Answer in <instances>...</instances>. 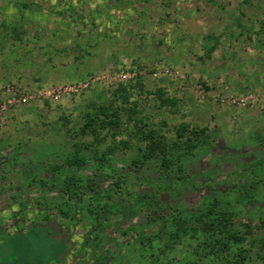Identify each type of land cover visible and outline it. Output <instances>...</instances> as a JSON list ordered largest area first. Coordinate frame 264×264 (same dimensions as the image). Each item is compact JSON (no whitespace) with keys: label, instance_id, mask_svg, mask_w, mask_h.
Segmentation results:
<instances>
[{"label":"rangeland","instance_id":"rangeland-1","mask_svg":"<svg viewBox=\"0 0 264 264\" xmlns=\"http://www.w3.org/2000/svg\"><path fill=\"white\" fill-rule=\"evenodd\" d=\"M159 93L174 104L161 106ZM111 103L121 109L118 129L98 137L78 131L88 106ZM140 119L167 138L181 123L207 128L211 145L189 158L184 173L204 172L220 155L223 173L194 181L201 191L179 186L183 196L172 207L193 208L204 186L233 183L237 190L227 198L237 201L236 225L241 232L252 228L248 243L264 242V184L253 193L243 188L264 182V172L245 175L227 160L241 156L248 163L264 155V0H0V223L32 218L47 203L56 216L53 207L70 201L62 193L67 178L77 181L71 191L82 219L75 240L93 235L99 222H118L122 212L100 215L96 208L135 192L154 170L129 167L143 149ZM104 153L110 166L102 165ZM73 156L83 164H66ZM54 165L59 169L52 171ZM167 214L170 209L162 221ZM151 218L145 210L135 217L111 255H121L122 264H211L203 253L194 255L197 243L188 235L162 253V221ZM58 252L61 246L33 229L0 245L7 264H53ZM246 264L260 262L251 254Z\"/></svg>","mask_w":264,"mask_h":264},{"label":"trees","instance_id":"trees-1","mask_svg":"<svg viewBox=\"0 0 264 264\" xmlns=\"http://www.w3.org/2000/svg\"><path fill=\"white\" fill-rule=\"evenodd\" d=\"M157 96L161 106L174 104L172 101L163 99V95L160 93ZM128 98L129 95H124L123 101L127 102ZM113 106L112 103L106 105L91 104L88 106V110L83 114V126L78 131L83 135L98 137L103 131L109 132L118 129L121 124V109ZM130 110L132 114H136L135 108ZM136 123L141 124L138 128L136 125V128L138 134L141 135L143 149L140 155H136L132 159L129 167L131 168L132 164H134L135 166H144L148 170L150 167L154 168L149 176L145 175L142 183L144 187L152 188L153 192H148L144 189L139 193H130L118 202L114 201L111 204L98 205L96 209L103 210L100 215L110 214L112 211H123V224H125L135 215L140 214V209H143L152 215L151 220L155 222L162 221V213L170 209L172 214H167V217L163 219L159 226L160 240L163 238L166 240L163 244L162 253L165 250H174V245H179L184 237L188 235L190 240L197 243V247L193 251L194 255L200 259V254L203 253L208 260H211V264L221 259L224 260V264H246L251 254L260 264H264V242L253 238L248 243V236L252 234V228L249 225H244L246 230L241 232L238 225H236L238 212L235 208V203L237 201L233 204L227 198L230 192L234 189L237 190L236 188H228L223 193L216 189L219 183L210 187L208 185L209 190L212 189L209 196H204L198 206L186 210L173 209L172 206L163 203L164 198L168 196L170 200L181 196L178 192L179 186L180 188H186L190 184L193 189L200 190L201 183L195 184L194 181L206 177V174L211 171L215 174L223 173L221 163L226 162V160L223 155H220L217 157L220 161L216 162V165H212L207 171H200L190 177L185 175L187 170L185 169L186 166L183 167V165H186L189 158L193 157L197 150L211 145L213 140L208 135V129L181 123L174 128L173 136L167 138L158 127H150L147 123L143 124L141 119ZM120 146L123 150H127L130 144L128 141H121ZM110 149L107 152L113 151L112 148ZM107 156L104 153L101 157L105 160ZM151 160L156 163L151 164ZM227 160L231 164H237L240 171H248L245 172V175L247 173L258 174L260 171L264 172V155L260 159L249 163H243L238 159H234V157H230ZM65 163L80 166L83 164V160L73 156L71 159L66 160ZM102 165H107V161L105 160ZM51 168L52 171H55L59 169V165H54ZM116 179V185L123 183L122 176H118ZM69 181L75 182L74 179H69ZM258 183L264 184L259 178L256 183H253L251 189L246 184L243 186L252 192L256 190ZM157 192L160 193L161 200L155 197ZM261 228H264V219L261 220ZM258 243L259 246L257 247ZM231 254L234 255L233 261L225 259L226 256ZM96 261L100 262L101 256H96ZM184 264H198V261L185 260Z\"/></svg>","mask_w":264,"mask_h":264},{"label":"flooded vegetation","instance_id":"flooded-vegetation-1","mask_svg":"<svg viewBox=\"0 0 264 264\" xmlns=\"http://www.w3.org/2000/svg\"><path fill=\"white\" fill-rule=\"evenodd\" d=\"M233 157L234 159H238L239 161H241L240 159L241 156L240 158L235 157V156ZM219 161H220L219 158H217L215 162L213 163V165H216L215 163ZM221 165L223 166V163H221ZM232 165H235V163ZM122 178L124 177L122 176ZM69 179H74V178H67L62 183L63 184L62 186L64 187V189H62V193L68 195L67 200H70V201H67V202L61 201L60 204L53 207V209H57L59 211L56 216L51 215L50 212L48 211V209L50 208V207H47L49 203H47L45 207H42L43 205L42 206L40 205L44 209L42 210L40 208L41 211L32 213L33 214L32 218L31 217L22 218L21 216H11V219L9 221L0 223V245L3 243V241L7 240L9 236L21 235L22 233L28 232L31 229H33L35 231H38L43 237H47L52 242H55L56 247L61 246V249H63V252L57 253L58 256L60 255V258L53 264H122L123 259L121 255L120 256L111 255V245L112 243L118 244L119 241L122 242L125 240L124 238H126L125 236L128 232V229H129L128 227L131 226L130 225L132 223L131 221L135 217H138L139 214L135 215L129 222H125V224H123L124 213L122 211L121 219L118 222H116L113 225H109V226L106 224L102 225V223L99 222V225L101 227L100 228L98 227L95 230V233L93 235H90L88 233L87 235H84L83 239H80L77 241L74 239L73 235H74V231L77 229L78 222H81L82 219H80L81 212L77 204L74 203L75 200L78 201L79 197L78 195L77 197L74 196L71 191V188L76 185L77 181L74 179L75 182H72V181H69ZM239 184L240 183H238V185ZM234 185L235 184L233 183H229V186H227L226 189L236 188ZM189 186L191 187L190 184ZM252 186H249V188L251 189ZM204 187H205V192H206L204 196H209L212 189L209 190L208 185L207 187L206 186ZM222 188L223 187L219 185L216 186L217 190L225 193L226 189H222ZM240 188L241 187H239V189ZM250 189L249 190L245 189V190L248 192L250 191ZM143 190H144V186L141 184L138 190L132 193H136V192L139 193L140 191H143ZM201 190H202V186L200 187V191ZM234 191L236 190L234 189L232 192ZM151 192H153V189ZM126 196H128V194ZM182 196L183 195L173 200H170L168 196L167 198H164L163 203L166 205L172 206V203L182 198ZM155 197L160 199V194L156 195ZM11 198L14 199V197H11ZM121 199H118L116 202L120 201ZM35 203L39 204L38 202H35ZM102 211H103L102 209H99V214H101ZM142 211L143 209H140V213ZM90 213L92 214L94 219L97 218L98 220L99 217L94 216L93 211L89 212V214ZM88 219H92V218H88ZM119 246H122V245H119ZM2 253H0V264H7V263H4L2 260L3 259ZM96 256H101L100 262L96 261Z\"/></svg>","mask_w":264,"mask_h":264},{"label":"crops","instance_id":"crops-1","mask_svg":"<svg viewBox=\"0 0 264 264\" xmlns=\"http://www.w3.org/2000/svg\"><path fill=\"white\" fill-rule=\"evenodd\" d=\"M7 6H8V5H7ZM22 7L26 10L27 4L22 5ZM35 10L41 12V7L37 8V9H35ZM12 23H13V22H12Z\"/></svg>","mask_w":264,"mask_h":264}]
</instances>
